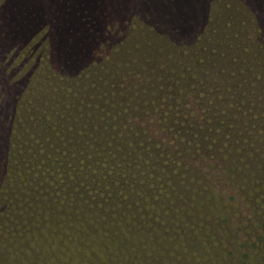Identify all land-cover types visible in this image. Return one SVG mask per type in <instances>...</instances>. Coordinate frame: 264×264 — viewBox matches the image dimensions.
Segmentation results:
<instances>
[{
    "label": "trees",
    "instance_id": "16d2710c",
    "mask_svg": "<svg viewBox=\"0 0 264 264\" xmlns=\"http://www.w3.org/2000/svg\"><path fill=\"white\" fill-rule=\"evenodd\" d=\"M66 253L264 264V0H0V264Z\"/></svg>",
    "mask_w": 264,
    "mask_h": 264
},
{
    "label": "rangeland",
    "instance_id": "374dc122",
    "mask_svg": "<svg viewBox=\"0 0 264 264\" xmlns=\"http://www.w3.org/2000/svg\"><path fill=\"white\" fill-rule=\"evenodd\" d=\"M100 69L105 71L106 66L103 64L100 66ZM112 71H113V74H112L113 80L119 86V90H121V94H123L122 89H125L127 86H130L132 88H136L138 80L135 77H132V74H126V72H124L122 70L121 66L116 65ZM126 91H127V96H125L124 94L123 95L127 99L126 102L128 104H130L131 106L135 105V106L143 107L141 104L145 103L147 100L144 92H138V90H137V92L135 94H133V91L130 89H127ZM46 195H48V194L46 193ZM51 198L52 197L49 196L47 199L51 200ZM43 202H46V200L44 199ZM21 212L24 214H27L26 210L24 208L21 209ZM42 220L40 222L39 220L35 219L33 221V225L37 229H39L41 224H43ZM38 235L40 237H43V236L47 237V233H45L44 231L42 233H38ZM53 247H54V245H53ZM62 259L65 262V264H80L79 261L77 259H75L71 253H68L65 257H62Z\"/></svg>",
    "mask_w": 264,
    "mask_h": 264
}]
</instances>
